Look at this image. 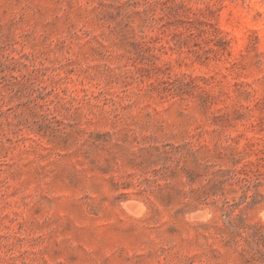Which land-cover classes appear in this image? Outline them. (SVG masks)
<instances>
[{
  "label": "rangeland",
  "instance_id": "1",
  "mask_svg": "<svg viewBox=\"0 0 264 264\" xmlns=\"http://www.w3.org/2000/svg\"><path fill=\"white\" fill-rule=\"evenodd\" d=\"M0 264H264V0H0Z\"/></svg>",
  "mask_w": 264,
  "mask_h": 264
},
{
  "label": "trees",
  "instance_id": "2",
  "mask_svg": "<svg viewBox=\"0 0 264 264\" xmlns=\"http://www.w3.org/2000/svg\"><path fill=\"white\" fill-rule=\"evenodd\" d=\"M241 228H242V229H243V228H244V229H246V227H245V226H242ZM243 232H244V231H243ZM257 235H258V232H256V236H257ZM253 260H254V259H253V258H251L250 260H248V262H249V263H251V261H253Z\"/></svg>",
  "mask_w": 264,
  "mask_h": 264
}]
</instances>
